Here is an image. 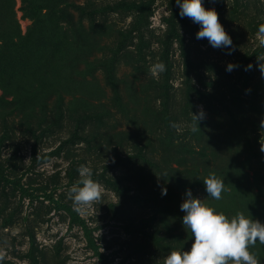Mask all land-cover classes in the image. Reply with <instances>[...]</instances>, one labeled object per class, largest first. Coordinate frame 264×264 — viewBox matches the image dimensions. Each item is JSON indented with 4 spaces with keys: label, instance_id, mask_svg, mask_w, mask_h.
I'll use <instances>...</instances> for the list:
<instances>
[{
    "label": "rangeland",
    "instance_id": "374dc122",
    "mask_svg": "<svg viewBox=\"0 0 264 264\" xmlns=\"http://www.w3.org/2000/svg\"><path fill=\"white\" fill-rule=\"evenodd\" d=\"M202 3L231 56L195 39L175 0H0V264H164L193 242L185 189L264 224V0ZM80 165L104 189L83 213L68 198ZM248 250L264 264V245Z\"/></svg>",
    "mask_w": 264,
    "mask_h": 264
},
{
    "label": "clouds",
    "instance_id": "9594fccd",
    "mask_svg": "<svg viewBox=\"0 0 264 264\" xmlns=\"http://www.w3.org/2000/svg\"><path fill=\"white\" fill-rule=\"evenodd\" d=\"M215 4L218 0H209ZM180 19H190L200 26L195 39L207 40L213 49H227L225 55L231 56L235 50L232 38L219 22L218 13L214 8L205 9L202 0H175ZM257 38L259 46L264 47V24L259 25ZM261 79L264 80V57L256 60ZM241 68L239 63L228 62L225 71L231 73ZM250 63L243 66L245 72L251 71ZM167 70L163 62L154 63L150 72L154 77ZM251 89H245L248 94ZM205 119L203 106L192 112V132L199 130L198 122ZM264 126V125H262ZM175 127V125H173ZM264 152V148H261ZM115 163V158H109ZM109 161H106L108 163ZM80 179L68 189V198L72 201L73 210L83 213L102 199L103 186L92 179L90 167L80 165L77 169ZM164 175H167L166 173ZM203 185L211 198L220 200L225 189L224 181L214 173L204 179ZM161 196L167 195V188L161 187ZM184 213L182 225L191 231L193 242L188 251H172L164 259V264H259L258 259L250 253L249 246L264 245V224L258 220L247 218L244 213L237 212L231 219L223 213H216L211 207L205 206L201 199L193 197L191 189H185L182 203L179 205ZM4 254L0 253V261Z\"/></svg>",
    "mask_w": 264,
    "mask_h": 264
},
{
    "label": "trees",
    "instance_id": "16d2710c",
    "mask_svg": "<svg viewBox=\"0 0 264 264\" xmlns=\"http://www.w3.org/2000/svg\"><path fill=\"white\" fill-rule=\"evenodd\" d=\"M144 6H146V5H144Z\"/></svg>",
    "mask_w": 264,
    "mask_h": 264
}]
</instances>
